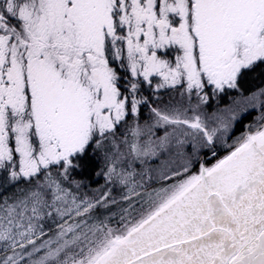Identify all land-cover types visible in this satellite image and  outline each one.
Returning <instances> with one entry per match:
<instances>
[{
    "label": "snow or ice",
    "instance_id": "6c2138e0",
    "mask_svg": "<svg viewBox=\"0 0 264 264\" xmlns=\"http://www.w3.org/2000/svg\"><path fill=\"white\" fill-rule=\"evenodd\" d=\"M0 264H264V0H0Z\"/></svg>",
    "mask_w": 264,
    "mask_h": 264
}]
</instances>
